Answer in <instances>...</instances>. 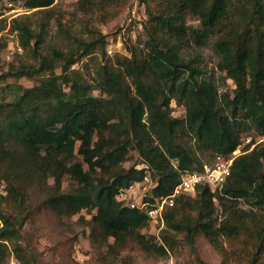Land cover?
<instances>
[{"label":"trees","instance_id":"16d2710c","mask_svg":"<svg viewBox=\"0 0 264 264\" xmlns=\"http://www.w3.org/2000/svg\"><path fill=\"white\" fill-rule=\"evenodd\" d=\"M24 1L39 9L54 3ZM79 1L86 9L117 0ZM142 1L148 40L144 48L127 47L113 65L103 66L101 96L77 81L69 92L43 82L25 88L13 101L0 102V175L7 180L9 200L22 204L34 184L53 178L55 185L44 200L47 210L59 217L96 210L88 222L91 242L99 249L106 247L98 264H136L134 251L168 257L169 251L178 249L180 234L194 245L200 237L213 241L224 235L228 249L221 264H264V147L237 156L218 193L201 185L166 208V228L161 230L165 245L154 241L146 213L116 198L121 188L143 179L145 169L137 168L140 162L152 169L155 194H171L180 170L202 168L188 138L195 140L197 151H210L216 160L229 158L249 129L264 136V0ZM188 17L198 20L199 26L188 24ZM23 33L24 43H29V29L23 27ZM213 34L218 36V66L236 85L233 96L225 93L220 98L215 82L183 55L186 41L203 45ZM99 42L104 51V35ZM55 55L43 57L39 69L54 73L62 58L60 52ZM73 63L72 56L62 66L60 77L65 81ZM28 73V68L15 71L16 76ZM175 100L185 107V117L173 115ZM131 150L140 162L124 168ZM76 153L83 162L74 161ZM64 175L77 182L75 190H61ZM241 198L259 206L262 214L233 204ZM216 199L227 212L218 226ZM0 217L5 219L0 239L16 238L11 216L0 212ZM15 250L24 264H32L20 244ZM125 251L129 254L121 256ZM188 264L207 263L198 258Z\"/></svg>","mask_w":264,"mask_h":264},{"label":"rangeland","instance_id":"374dc122","mask_svg":"<svg viewBox=\"0 0 264 264\" xmlns=\"http://www.w3.org/2000/svg\"><path fill=\"white\" fill-rule=\"evenodd\" d=\"M147 20L146 3L142 0H117L86 9H83L79 0H54L50 7L41 9L27 7L24 0H0V102L13 101L25 88L43 82L69 92V86L77 81L85 87L94 88L95 96H101L98 86L103 66L113 65L116 56L124 54L127 47L134 45L144 48L148 40L145 27ZM187 22L199 26V21L194 18L188 17ZM23 27L28 28L32 35L29 43H24L26 36ZM101 35L106 40L104 51L99 42ZM217 38V34H213L203 45L193 40L186 41L183 55L187 60H194V64L203 72L202 76L215 82L222 98L225 93L233 96L236 85L218 66L220 56L215 48ZM55 52L62 55L61 59H57L55 72L39 69L42 58L54 59ZM72 56L74 63L66 71L68 81H65L60 77L63 74L62 66ZM20 68H28L29 73L16 76L15 71ZM172 108L174 116H186L185 107L176 100L172 102ZM187 144L197 152L201 161H215L210 151L203 153L196 150L195 140L188 138ZM262 147L264 136L257 134L254 129L243 134L240 145L242 154ZM74 161L83 162V158L76 153ZM138 162L140 158L137 152L131 150L124 168ZM85 168H88L86 164ZM98 174L100 176V170ZM54 185L53 178L42 185L34 184L22 204L13 203L8 197L7 180L0 175V212L10 215L18 230L16 238L0 239V264H24L15 250L18 244L23 247L32 264H98L106 247L99 249L91 242V225L88 222L96 210L85 209L76 215L57 216L47 210L44 204ZM77 185L71 176L64 175L61 190L73 191ZM213 190L218 193L216 188L213 187ZM185 195L189 194L180 196ZM233 204L248 212L262 214V209L247 199L234 200ZM216 205L214 219L218 226L227 212L217 199ZM4 225L5 219L0 217V228ZM179 239L181 243L178 249L169 251L165 258L157 259L150 254L134 251L136 264H188L190 260L198 258L207 264H221L223 253L228 249L224 235L215 236L213 241L205 236L200 237L195 245L184 240L181 234ZM154 241L165 245L161 232L154 235ZM128 254L125 251L121 256Z\"/></svg>","mask_w":264,"mask_h":264},{"label":"built area","instance_id":"2783aa9c","mask_svg":"<svg viewBox=\"0 0 264 264\" xmlns=\"http://www.w3.org/2000/svg\"><path fill=\"white\" fill-rule=\"evenodd\" d=\"M243 152L240 147L229 158L217 156L212 163L203 162L201 169L180 170V181L169 195H157L154 192L156 181L152 169L146 163L140 162L137 168L145 169V176L141 180L131 182L121 188L116 196L124 206L138 209L148 215L151 222V231L157 235L165 228L164 211L175 205L177 198L183 194H191L201 185H210L214 188L222 187L231 176L235 158ZM177 168L178 163L173 161Z\"/></svg>","mask_w":264,"mask_h":264}]
</instances>
